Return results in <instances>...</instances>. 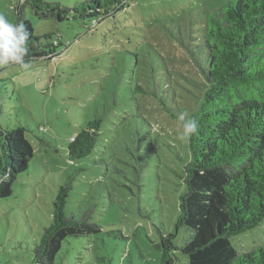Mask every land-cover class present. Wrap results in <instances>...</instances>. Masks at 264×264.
I'll list each match as a JSON object with an SVG mask.
<instances>
[{
	"label": "rangeland",
	"instance_id": "1",
	"mask_svg": "<svg viewBox=\"0 0 264 264\" xmlns=\"http://www.w3.org/2000/svg\"><path fill=\"white\" fill-rule=\"evenodd\" d=\"M44 1L72 7L83 0ZM225 1L125 0L97 17L59 23L26 7L35 35L51 33L60 46L51 59L13 63L6 38L15 39L22 0H0L7 34L0 30V125L25 127L34 148L12 195L0 200V264H35L31 248L51 222L58 186L71 178L66 213L80 217L92 207L100 232L69 237L54 264L159 263L153 244L158 228L174 229L188 148L180 114L169 117L158 99L167 106L181 101L187 110L200 100L203 81L175 37L189 27L197 42L204 13ZM96 116L102 123L95 149L70 161V137ZM189 239L182 227L173 242L181 247ZM231 241L239 253L262 245L264 221ZM175 255V264L187 262L180 250Z\"/></svg>",
	"mask_w": 264,
	"mask_h": 264
},
{
	"label": "trees",
	"instance_id": "2",
	"mask_svg": "<svg viewBox=\"0 0 264 264\" xmlns=\"http://www.w3.org/2000/svg\"><path fill=\"white\" fill-rule=\"evenodd\" d=\"M124 1L83 0L68 7L22 0L16 8L12 41L16 44L6 47L11 62L51 59L60 46L50 41L51 33L35 35L25 17L26 7L37 19L59 23L97 17ZM199 29L196 43L189 27L175 40L184 46L203 81L200 100L187 110L181 101L167 106L158 99L169 117L180 114L179 121L185 123L188 158L183 163L174 229L166 233L158 228L159 240L153 246L160 252L158 264H175L177 250L186 255L184 264H264V243L239 253L231 241L264 221V0H226L204 13ZM0 30L7 36L1 26ZM101 123L102 116H96L70 137V161L90 156ZM33 157L25 127L0 125V200L12 195L16 178L27 172ZM71 180L58 186L51 222L31 248L35 264H54L69 237L100 232L91 221L92 207L80 217L66 213ZM138 180L137 172L134 182ZM182 227L189 230L190 239L178 247L173 239Z\"/></svg>",
	"mask_w": 264,
	"mask_h": 264
},
{
	"label": "water",
	"instance_id": "3",
	"mask_svg": "<svg viewBox=\"0 0 264 264\" xmlns=\"http://www.w3.org/2000/svg\"><path fill=\"white\" fill-rule=\"evenodd\" d=\"M6 38V37H5ZM6 42L9 44V45H15L16 44V42H12V41H10L8 38H6Z\"/></svg>",
	"mask_w": 264,
	"mask_h": 264
}]
</instances>
